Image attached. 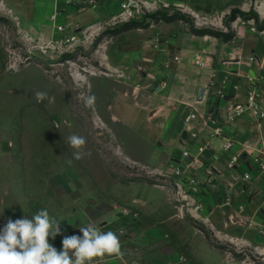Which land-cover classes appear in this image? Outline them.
Segmentation results:
<instances>
[{"label":"rangeland","instance_id":"rangeland-1","mask_svg":"<svg viewBox=\"0 0 264 264\" xmlns=\"http://www.w3.org/2000/svg\"><path fill=\"white\" fill-rule=\"evenodd\" d=\"M148 1L125 18L118 0H0V230L47 209L60 222L62 235L48 238L58 252L64 236L95 223L140 262L166 246L187 258L175 264H200L193 250L206 264H264V192L248 181L212 186L182 147L180 167L177 145L192 140L174 96L189 76L249 73L264 0ZM216 88L211 100L227 91ZM36 91L54 101L37 102ZM207 113L192 108L182 122L198 131ZM73 134L90 156L73 159Z\"/></svg>","mask_w":264,"mask_h":264},{"label":"crops","instance_id":"crops-1","mask_svg":"<svg viewBox=\"0 0 264 264\" xmlns=\"http://www.w3.org/2000/svg\"><path fill=\"white\" fill-rule=\"evenodd\" d=\"M118 1L121 2V0ZM263 7V3L255 2V8L260 13H264ZM252 46L249 49L252 51L253 59L244 63V66L248 67L249 73L239 68L238 74L228 75L227 77L216 75L212 78L207 74L189 76L184 79L185 85L182 86V89L181 85L177 86L175 84L177 76H173L172 85L175 84L174 86L176 87L175 90L173 89L174 96L178 100L175 121L183 131V137L190 141L194 140L188 145L179 142L177 147L178 149L182 147L188 151L187 158H194L192 161L194 166H196L197 173H206L205 175L211 181L212 186H214L212 182L217 183L220 178L221 180H226L229 186L232 187L237 185L239 181L242 184L248 181L253 185V188L264 192V169L258 168L251 160L254 155L264 152V86L261 87V82L264 83V42L257 40ZM261 66L263 67L262 71L260 69L256 71ZM258 72H261L262 77L257 76ZM211 82L213 84L207 88V83ZM252 83L256 85L254 86ZM199 86L204 87V93L201 98L197 95ZM216 87H224L227 91L217 97L213 96L211 100L210 93L217 89ZM253 89L257 93L255 109L262 112V116L257 115L253 107L248 106V94ZM237 104L243 106V110L238 113L235 112ZM192 108H197L201 112L208 111L207 114H212L217 119V124L221 126L222 133L220 135H211L213 128L216 126V124L211 122H207V125L202 124L201 127L196 126L198 131L193 129L191 132L189 127L192 128L194 123L185 125L182 122V115L192 112ZM196 120H200L199 124L201 125L202 119L199 117ZM185 128L189 130V133ZM194 133H197V136L193 137ZM227 142L232 143L229 148H226ZM202 145L203 149L200 151L199 148ZM180 152V149L177 150V155L181 162L180 167H182V164H185V160ZM236 154H241V161L238 162V165L229 167V159ZM246 172L250 173V177L247 180L243 178ZM263 200L264 197L260 205L262 208H264ZM105 223L107 224V221H104L103 224ZM161 246L157 245V248ZM192 252L193 256L200 260V264L207 263L204 251L199 253L193 250ZM122 253L123 255L121 256L105 254L103 257H94L93 264H175L173 261L176 258L178 262L182 263L179 261L181 255L179 256L177 252H171L166 246L158 250H148L143 262L136 260V253L131 250ZM190 261L193 260L190 259Z\"/></svg>","mask_w":264,"mask_h":264},{"label":"clouds","instance_id":"clouds-1","mask_svg":"<svg viewBox=\"0 0 264 264\" xmlns=\"http://www.w3.org/2000/svg\"><path fill=\"white\" fill-rule=\"evenodd\" d=\"M37 102L49 99L47 92L36 91ZM96 97L89 96L85 104L94 105ZM54 97L49 99L53 102ZM67 142L72 149L73 159L80 160L85 155L86 138L76 134L70 135ZM73 160L66 163L71 166ZM82 237L77 235L64 236L62 251H57L48 242L49 236L55 239L62 235L60 222L49 215L47 209H41L31 219L27 216L13 221L8 219L5 227L0 230V264H92L94 257L123 255L121 242L114 232L103 233L95 223L80 227ZM124 231L120 230V235Z\"/></svg>","mask_w":264,"mask_h":264},{"label":"built area","instance_id":"built-area-1","mask_svg":"<svg viewBox=\"0 0 264 264\" xmlns=\"http://www.w3.org/2000/svg\"><path fill=\"white\" fill-rule=\"evenodd\" d=\"M56 2L58 1H62V2H66L68 4H72L74 6H78V7H89V6H94L96 4L99 3L100 0H55ZM142 6L144 7H151L152 4L150 1L148 0H121V13L120 15L122 17H125V18H132L134 16H136L137 14H140L141 11H143V8ZM198 63L201 65V67H207V62L204 61V60H200L198 61ZM256 90L253 89L249 92L248 94V106L249 107H253L255 113L257 115H260L262 116L263 113L260 112V111H257L255 109V102H256ZM235 112H240L243 110V106L240 105V104H237L235 106ZM208 116V119L207 118H204V122L205 124L207 125V122H211L213 124H216V126L213 128L212 132H211V135H220L222 133L221 131V126L218 125L217 123V119L214 118V116L212 114L210 115H207ZM197 133H194V135L196 136ZM232 145L231 142H227V145H226V148H229L230 146ZM200 151H202L203 149V146H201L200 148ZM188 154V152H186ZM252 162L255 163V165L260 168V169H264V152L262 151L260 154H256L252 157ZM241 161V154H236L234 156H232L231 159H229L228 161V165L229 167H234L236 165H238V162ZM181 170L180 169H177V172H180ZM250 177V173L249 172H246L243 176V178L245 180L249 179ZM183 259H186V257L184 256H180V261H182ZM187 264H195L193 261H187L186 262Z\"/></svg>","mask_w":264,"mask_h":264},{"label":"water","instance_id":"water-1","mask_svg":"<svg viewBox=\"0 0 264 264\" xmlns=\"http://www.w3.org/2000/svg\"><path fill=\"white\" fill-rule=\"evenodd\" d=\"M173 79V75H171L170 80L172 81ZM204 93V87L203 86H199L198 87V91H197V95L199 98H201L203 96Z\"/></svg>","mask_w":264,"mask_h":264}]
</instances>
